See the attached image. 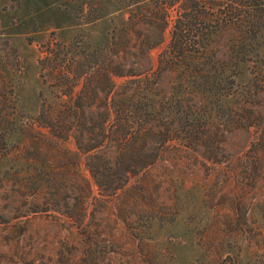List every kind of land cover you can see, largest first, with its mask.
Returning a JSON list of instances; mask_svg holds the SVG:
<instances>
[{"label":"rangeland","instance_id":"374dc122","mask_svg":"<svg viewBox=\"0 0 264 264\" xmlns=\"http://www.w3.org/2000/svg\"><path fill=\"white\" fill-rule=\"evenodd\" d=\"M126 1L0 0V264H221L229 257L264 264V21L258 33L251 28L247 0H174L162 44L147 55L133 50L155 69L161 53L171 54L179 11L227 13L203 24L205 48L194 55L221 67L206 86L197 78L206 100L197 103V136L207 123L208 139L197 146L171 139L154 165L111 198L96 186L99 198L86 196L83 177H91L83 162L77 172L47 167L64 159L57 146L77 149L72 137H52L39 117L66 91L67 72H53L51 57L56 50L62 63L74 51L103 48L126 23L127 4L142 3ZM222 2L228 9L219 8ZM239 59L245 61L237 66ZM178 79L179 72L166 80L164 104L172 109L181 95ZM193 89L183 85L186 93ZM187 109L179 107L180 115ZM37 131L47 135V147Z\"/></svg>","mask_w":264,"mask_h":264},{"label":"trees","instance_id":"16d2710c","mask_svg":"<svg viewBox=\"0 0 264 264\" xmlns=\"http://www.w3.org/2000/svg\"><path fill=\"white\" fill-rule=\"evenodd\" d=\"M140 2L136 9L131 7V3L127 4L129 16L126 23L103 48L80 55L74 51L72 58L62 63L56 50L51 57L53 72H67L66 91L63 93L67 99L60 96L57 108L43 105L39 117L43 118L42 126L48 128L52 137L64 141L72 137L77 149L71 151L57 146L56 151L63 152L64 159L57 158L52 162L54 166L50 163L47 167H57L58 164L59 167H73L77 172L83 162L91 177H83L87 197L99 198L93 195L94 186L100 196L113 197L132 175L154 165L166 152V144L171 139L187 138L197 146L199 141L208 139L213 133L211 125L205 123L197 136V103L204 104L206 100L205 92H197L196 84L197 78L203 86L210 84L213 69L219 71L221 67H217L216 59L194 55H201L202 47L205 48L206 37L203 32L201 35L198 33L205 30L203 24L214 19L219 22L227 13L214 7L210 11L204 6L197 11L200 5H195V13L179 11L172 29V55L161 53L158 66L154 69L145 55L162 44L169 24L168 9L175 5V1L154 0L155 6L149 0ZM247 2L248 22L258 33L263 29L264 0ZM219 8L225 10L228 5L222 2ZM228 25H218L212 32ZM136 33L137 39L134 38ZM197 38L199 42L195 41ZM197 46L199 53H188L189 48ZM138 49L146 54L135 56L133 50L137 52ZM244 61L239 59L236 65ZM178 72L177 91L181 95L175 104L178 108L172 109L164 104L168 100L166 80ZM117 77L123 79L120 84L115 81ZM80 83L81 88L74 93ZM184 84H192L194 89L186 93L183 91ZM184 104L188 109L180 115L179 107L184 108ZM37 133L41 135L37 138L41 147H47V135L41 131ZM49 149L52 150V147ZM81 155L85 156L84 161ZM61 163L66 165L61 166ZM54 180L57 182V179ZM54 193L56 197H62L59 187ZM221 264L235 262L229 257Z\"/></svg>","mask_w":264,"mask_h":264}]
</instances>
